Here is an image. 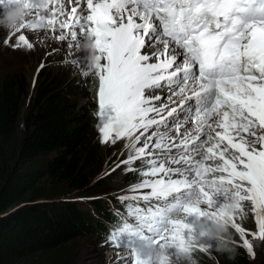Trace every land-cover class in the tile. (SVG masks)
Segmentation results:
<instances>
[{"label": "snow or ice", "instance_id": "6c2138e0", "mask_svg": "<svg viewBox=\"0 0 264 264\" xmlns=\"http://www.w3.org/2000/svg\"><path fill=\"white\" fill-rule=\"evenodd\" d=\"M21 2L30 12L3 43L15 36L12 47L31 50L21 33L50 30L68 51L45 56L72 57L73 47L82 48L78 35L92 37L102 140H127L125 171L146 165L132 191H150L120 199L158 203L128 205L135 224L123 220L110 233L128 250L122 259L151 264L137 254L140 244L175 257L212 247L198 240L207 236L204 221L230 225L254 255L252 241L264 240V0H47L43 8L0 0V9ZM158 90L167 93L160 104ZM243 202L251 204L254 231L237 222ZM161 264H170L169 255Z\"/></svg>", "mask_w": 264, "mask_h": 264}, {"label": "trees", "instance_id": "16d2710c", "mask_svg": "<svg viewBox=\"0 0 264 264\" xmlns=\"http://www.w3.org/2000/svg\"><path fill=\"white\" fill-rule=\"evenodd\" d=\"M60 81L44 79L31 93L22 72L0 76V213H4L0 215V264H70V252L63 248L85 234L107 238L112 246L121 247L110 239V233L127 220L129 204L141 207L131 199L121 204L113 198L117 209H112L99 198L83 203L65 197L69 192L87 194L105 186L102 180L91 183L103 170L105 153L98 143L86 145L90 124L76 110L82 89L68 79L65 85ZM26 99L20 133L16 125ZM40 158L44 160L38 166ZM140 178L138 172L129 173L117 183L119 187L110 190L135 184ZM18 203V208L8 212ZM237 239L235 235L217 239L216 247L226 244L227 250H219L216 256L198 246L192 255L197 264H249Z\"/></svg>", "mask_w": 264, "mask_h": 264}, {"label": "rangeland", "instance_id": "374dc122", "mask_svg": "<svg viewBox=\"0 0 264 264\" xmlns=\"http://www.w3.org/2000/svg\"><path fill=\"white\" fill-rule=\"evenodd\" d=\"M3 12L4 10L0 9V13ZM21 34H26L29 37L30 41L34 44L33 49L27 50L23 47H12V43L16 39L15 36L12 37V40L9 41V43L4 44L3 40L9 35V31L0 26V76L11 72H22L28 80V86L31 93H33L34 87L38 82L48 79L49 77H56L58 83H61L60 80H63V85L67 83V79L70 83L73 82L78 85L79 89H82V94L77 96V100L79 102L76 105V110L87 121V124H90L87 131L86 145L91 146L94 143H98L102 146L105 153V161L102 172L91 179V183L93 184H97L100 180H102L104 181L105 186L99 190L88 191L87 194L69 192L65 195V197L72 196L73 201H82L83 203L92 198H99L103 200V202L109 203L112 209H117V204L115 205L114 201H112L113 198H118L120 203L123 204L127 203V199L121 200L120 197L138 196L139 193L149 192L150 189H138L132 191L134 184L119 189L115 187L110 190L111 187L117 186V183H119L125 175L132 173L125 171L128 166L121 163V161L127 158L129 150L125 146L127 144L126 139H119L115 144L110 142L105 143L102 140V133L99 130L102 125V121L98 116L99 79L96 75V70H88L85 53L82 48L77 50L73 47L71 49L73 56L69 57L64 54V52L68 51L66 47L67 42L56 41L50 30H25ZM41 37H44V39H40ZM78 39L82 44L84 38L78 35ZM62 46L64 47V52H57L53 55L45 56V52H52L53 49L61 48ZM72 59H77L79 62L77 64H73L71 62ZM101 63H104V61L102 60ZM41 64L44 65L43 68L40 67ZM37 69H40L39 72H37ZM84 72H88L89 75L85 77L83 75ZM33 82L34 86L32 89L31 83ZM159 94L162 96V100L156 101L157 104L162 103L163 98L167 95L166 92H159ZM27 100L28 99L24 101L21 107L16 125L20 133H22L24 129V116L28 108ZM151 131L153 130L150 129L147 135H150ZM143 142L144 137H141L140 145H142ZM43 160V158H40L37 161L38 166ZM132 167L136 168L137 171L135 172L138 173L139 171L146 169V165L143 164V161H137L136 164L132 165ZM143 179L144 177L141 176L136 183L142 182ZM46 186L47 185H45V187ZM38 201L44 202L46 200L39 199ZM154 201L155 203H158L156 200ZM18 204L9 209L8 212L18 208V206H20V204ZM150 204L151 202H148V205ZM243 204L244 214L237 217V222L247 230L254 231L256 230L257 225L254 213L251 211V204L250 202H243ZM0 215H4V213H0ZM125 217L126 215L124 214V218ZM127 220L128 222L135 223L133 218L127 217ZM228 228H230V230H228V233L224 234L222 238H231L232 235H235L238 237L237 242L242 246L241 235L235 232L230 225ZM249 239H251V237H249ZM216 242L217 239L209 240L206 237L200 238V243L212 245V247L205 249L206 254L211 256H216L218 253L215 245ZM252 242L254 245V255L248 253L242 246L248 257L249 264H264V240L255 239ZM68 245L66 248H63V251L70 252V264H128L127 259H122V257L128 255V250L122 246H112L110 240L107 238L94 237L91 234H85L74 238L73 241L68 243ZM168 255L170 264H187V261L182 259L180 255L179 257L171 255V250H168ZM213 258L214 257H207L208 260H213ZM193 259L196 261L194 257Z\"/></svg>", "mask_w": 264, "mask_h": 264}, {"label": "clouds", "instance_id": "9594fccd", "mask_svg": "<svg viewBox=\"0 0 264 264\" xmlns=\"http://www.w3.org/2000/svg\"><path fill=\"white\" fill-rule=\"evenodd\" d=\"M34 2L41 8L45 7L47 4V0H34ZM29 12V6L23 2L12 4L0 15V26L9 32L15 31L16 28L25 21ZM82 50L85 53L88 70H95L96 56L99 55V53L96 50L95 42L92 37L89 36L84 39ZM229 210H231V206H229ZM200 227L207 233L206 238L209 240L222 238L224 234L228 233V224L223 222L209 223L204 221L200 224ZM199 239L198 237V240ZM217 250H227L226 244H221L218 246ZM136 252L137 254H148L151 257V264H161V261L168 256V249L156 245L140 244L136 248ZM180 256L187 261V264H196V261L192 257L191 250L182 251Z\"/></svg>", "mask_w": 264, "mask_h": 264}, {"label": "bare ground", "instance_id": "6f19581e", "mask_svg": "<svg viewBox=\"0 0 264 264\" xmlns=\"http://www.w3.org/2000/svg\"><path fill=\"white\" fill-rule=\"evenodd\" d=\"M31 86H32V89H33V86H34V82H33V83H31Z\"/></svg>", "mask_w": 264, "mask_h": 264}]
</instances>
